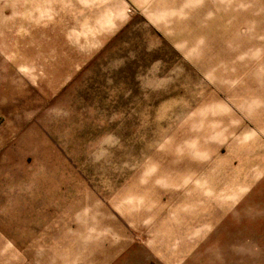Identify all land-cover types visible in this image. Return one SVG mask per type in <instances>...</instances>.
Wrapping results in <instances>:
<instances>
[{"label": "rangeland", "instance_id": "1", "mask_svg": "<svg viewBox=\"0 0 264 264\" xmlns=\"http://www.w3.org/2000/svg\"><path fill=\"white\" fill-rule=\"evenodd\" d=\"M0 264H264V0H0Z\"/></svg>", "mask_w": 264, "mask_h": 264}]
</instances>
